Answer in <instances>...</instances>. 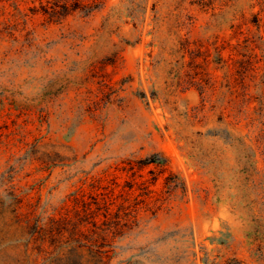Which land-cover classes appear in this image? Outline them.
I'll list each match as a JSON object with an SVG mask.
<instances>
[{
  "label": "rangeland",
  "instance_id": "374dc122",
  "mask_svg": "<svg viewBox=\"0 0 264 264\" xmlns=\"http://www.w3.org/2000/svg\"><path fill=\"white\" fill-rule=\"evenodd\" d=\"M180 3L0 0V264L55 260L27 247L14 192L50 215L93 179L125 180L122 168L153 170L162 188L170 172L143 164L154 155L188 191L145 213L112 264H264V85L250 90L242 133L228 136V113L204 106L176 50L187 34L229 39L234 16ZM187 13L195 24L179 27ZM97 261L84 249L71 263Z\"/></svg>",
  "mask_w": 264,
  "mask_h": 264
},
{
  "label": "trees",
  "instance_id": "16d2710c",
  "mask_svg": "<svg viewBox=\"0 0 264 264\" xmlns=\"http://www.w3.org/2000/svg\"><path fill=\"white\" fill-rule=\"evenodd\" d=\"M242 1L241 8L237 4L239 0H181L180 3L213 17L234 16L229 39L194 40L187 34L176 50L181 57H190L186 75L193 80L191 85L200 90L204 106L212 103L222 114L228 113V136L237 131L242 133V124L255 102L250 90L252 86L264 85V0ZM64 8L70 10L69 6ZM195 20L192 13L177 18L179 27L183 28L192 27ZM212 65L216 71H224V76L211 73ZM199 70L203 74L197 81L194 75ZM156 158L154 155L143 164H155L161 174L170 172L162 188L158 187L160 174L155 171L151 170L149 178L142 173V167L122 168L127 176L125 180L117 173L93 179L89 191L80 188L56 214H39L35 203L14 192L11 212L26 235L27 247H33L39 255H51L49 259H55L54 264H72L71 260L81 257L84 249L95 254L96 264H112L115 243L137 230L145 213L157 214L179 188L188 191L185 182H172L178 175L170 170L167 156L166 161Z\"/></svg>",
  "mask_w": 264,
  "mask_h": 264
}]
</instances>
